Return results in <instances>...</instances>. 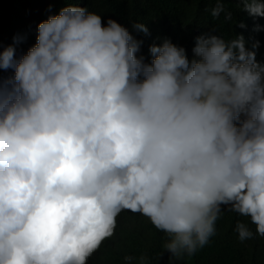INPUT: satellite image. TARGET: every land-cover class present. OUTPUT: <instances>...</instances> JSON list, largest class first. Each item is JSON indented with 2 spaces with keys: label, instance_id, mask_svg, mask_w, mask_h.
<instances>
[{
  "label": "clouds",
  "instance_id": "clouds-1",
  "mask_svg": "<svg viewBox=\"0 0 264 264\" xmlns=\"http://www.w3.org/2000/svg\"><path fill=\"white\" fill-rule=\"evenodd\" d=\"M37 32L19 59L0 51L14 70L0 85V264H87L124 210L165 233L172 257L203 248L225 209L255 225L236 224L240 242L264 237V63L243 36H198L191 62L165 38L148 64L142 41L87 8Z\"/></svg>",
  "mask_w": 264,
  "mask_h": 264
},
{
  "label": "trees",
  "instance_id": "trees-1",
  "mask_svg": "<svg viewBox=\"0 0 264 264\" xmlns=\"http://www.w3.org/2000/svg\"><path fill=\"white\" fill-rule=\"evenodd\" d=\"M219 2L225 5V11L214 17L211 13L217 0H0V51L12 46L19 59L35 46L38 24L72 4L101 16L104 25L112 19L128 29L142 41L136 55L143 56L148 64L154 58L149 48L160 46L165 38L183 47L190 62L198 59L192 50L201 35L226 41L243 36L246 48L255 51L257 62L264 63V17L250 16L242 0ZM259 2L264 4V0ZM228 13L230 18H226ZM135 23L145 24L148 34L134 31ZM254 44L258 46L253 48ZM13 75L12 69H0V85ZM238 222L248 223L255 233L250 218L225 209L216 222L215 235L203 248L191 256L172 257L163 248L168 239L165 233L141 214L124 210L116 217L114 235L102 242L87 264H124L125 256L141 255H146L151 264H264V237L255 235L240 242L235 231Z\"/></svg>",
  "mask_w": 264,
  "mask_h": 264
}]
</instances>
